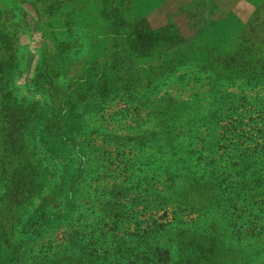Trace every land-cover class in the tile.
Segmentation results:
<instances>
[{
  "label": "rangeland",
  "instance_id": "1",
  "mask_svg": "<svg viewBox=\"0 0 264 264\" xmlns=\"http://www.w3.org/2000/svg\"><path fill=\"white\" fill-rule=\"evenodd\" d=\"M154 134L204 186L163 177L128 212L108 191ZM150 220L168 264H264V0H0V264H73L91 227L104 247Z\"/></svg>",
  "mask_w": 264,
  "mask_h": 264
},
{
  "label": "trees",
  "instance_id": "2",
  "mask_svg": "<svg viewBox=\"0 0 264 264\" xmlns=\"http://www.w3.org/2000/svg\"><path fill=\"white\" fill-rule=\"evenodd\" d=\"M100 95H104L106 98L110 96L112 97L111 100H113L115 99L116 92L111 91L110 89L107 91V89H105L103 92L101 91ZM181 107H184V105ZM197 108L198 107H195V109ZM176 124H178V120L172 118L165 122L161 121L159 126L168 128V126H175ZM171 136L172 135L163 137L154 134L153 142L155 147L156 145L158 147L155 149L152 156L151 154H144L141 156L142 161H140L139 171L134 173V177L138 179H140L139 177H142L143 180L132 183L129 181L131 176L128 175V178L125 181L120 184L113 185L112 187L114 188H111V190L108 191L110 200L114 199L118 202L121 199L120 196L122 195L121 197L123 199L128 200V202L125 203V206H129V209H127L128 212H133L134 205L135 207L142 205V198L147 197L148 195L154 196L157 193L158 189L161 187V178L163 177H167L166 179H169V177L173 178L178 180L180 184L183 185L189 184V187H192L194 192L197 191V187H195V185L200 187L204 186V182L198 183L199 178L202 176H198L197 170L192 169L191 167L189 168L186 158H181L185 152L178 150V152L175 153L171 152L172 149L162 151V148H160L161 146L158 145L160 142L162 145L166 141L170 140L169 137ZM206 176V180L211 177H214L215 179L218 178L214 175V172ZM150 180H152V182H150ZM145 183L146 187L143 188V184ZM134 184H136V186ZM208 186H212V189L216 188L213 183H209ZM74 187L75 186L72 184L71 189L74 190ZM200 190L205 191V189L202 188ZM71 193L73 192L71 191ZM127 193L128 195L125 198ZM130 195L134 198H130ZM121 206H124V204ZM114 207L115 206H112L106 201L104 209L101 211L102 215H98H100L103 221H105V217L112 216ZM118 216L119 218H122V215ZM156 222L157 221L152 220L150 226L147 227H142L140 223H138L136 225V233L133 236L130 234L126 240L121 238L117 241V243H111L109 241L106 242V240L116 239V233L119 230L118 228L120 225H109V227H106L107 238L104 241L109 245L104 247L102 246L103 243L99 241V236H97L100 230H94L92 229L93 227H91L90 232H88L86 236L78 242V244L75 243L73 247V264H168L166 260L167 253L163 249L165 246L163 241L164 237L162 236V229L164 228V225ZM96 224L98 225V223ZM149 256H153V260H151Z\"/></svg>",
  "mask_w": 264,
  "mask_h": 264
}]
</instances>
